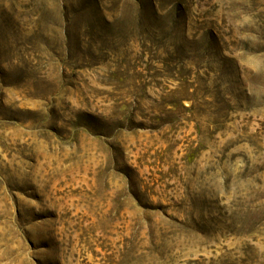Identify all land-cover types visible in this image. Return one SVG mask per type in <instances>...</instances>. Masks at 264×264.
<instances>
[{
	"label": "rangeland",
	"instance_id": "rangeland-1",
	"mask_svg": "<svg viewBox=\"0 0 264 264\" xmlns=\"http://www.w3.org/2000/svg\"><path fill=\"white\" fill-rule=\"evenodd\" d=\"M0 264H264V0H0Z\"/></svg>",
	"mask_w": 264,
	"mask_h": 264
}]
</instances>
